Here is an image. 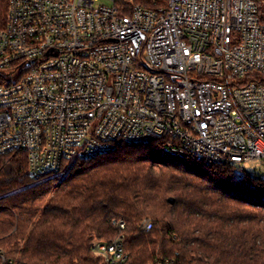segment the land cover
<instances>
[{
    "label": "built area",
    "instance_id": "obj_1",
    "mask_svg": "<svg viewBox=\"0 0 264 264\" xmlns=\"http://www.w3.org/2000/svg\"><path fill=\"white\" fill-rule=\"evenodd\" d=\"M98 1L8 0L0 157L24 156L34 180L154 141L178 161L242 173L264 163L260 0ZM113 224L118 236L94 239V255L129 264L126 224Z\"/></svg>",
    "mask_w": 264,
    "mask_h": 264
},
{
    "label": "trees",
    "instance_id": "obj_2",
    "mask_svg": "<svg viewBox=\"0 0 264 264\" xmlns=\"http://www.w3.org/2000/svg\"><path fill=\"white\" fill-rule=\"evenodd\" d=\"M7 4L0 0V28ZM114 220L126 224L129 264H264V179L233 166L174 160L155 141L75 161L63 176L41 180L30 177L24 156L0 157L7 262L100 264L92 243L118 236Z\"/></svg>",
    "mask_w": 264,
    "mask_h": 264
},
{
    "label": "rangeland",
    "instance_id": "obj_3",
    "mask_svg": "<svg viewBox=\"0 0 264 264\" xmlns=\"http://www.w3.org/2000/svg\"><path fill=\"white\" fill-rule=\"evenodd\" d=\"M111 4L112 2L110 0H99L96 3V6H100V5L110 6ZM260 7L262 9L261 16L264 17V0H260ZM72 164L73 162H70L68 166L66 167L64 173L61 174L60 176H63L67 172V170L70 169ZM245 169L248 174L255 176L257 178L264 179V163H259L257 161H251L245 165ZM145 220L146 218L142 221V223Z\"/></svg>",
    "mask_w": 264,
    "mask_h": 264
},
{
    "label": "water",
    "instance_id": "obj_4",
    "mask_svg": "<svg viewBox=\"0 0 264 264\" xmlns=\"http://www.w3.org/2000/svg\"><path fill=\"white\" fill-rule=\"evenodd\" d=\"M169 202H170L171 204H173V203H174V200H173V199H169Z\"/></svg>",
    "mask_w": 264,
    "mask_h": 264
}]
</instances>
